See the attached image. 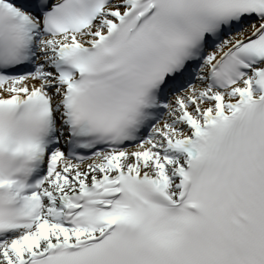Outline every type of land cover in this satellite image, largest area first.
Instances as JSON below:
<instances>
[{
	"label": "snow or ice",
	"instance_id": "1",
	"mask_svg": "<svg viewBox=\"0 0 264 264\" xmlns=\"http://www.w3.org/2000/svg\"><path fill=\"white\" fill-rule=\"evenodd\" d=\"M0 264H264V0H0Z\"/></svg>",
	"mask_w": 264,
	"mask_h": 264
}]
</instances>
